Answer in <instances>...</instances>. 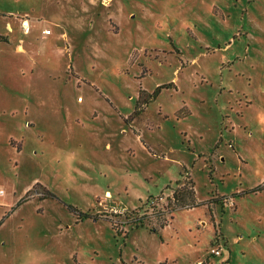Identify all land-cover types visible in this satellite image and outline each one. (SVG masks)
<instances>
[{"label": "rangeland", "instance_id": "obj_1", "mask_svg": "<svg viewBox=\"0 0 264 264\" xmlns=\"http://www.w3.org/2000/svg\"><path fill=\"white\" fill-rule=\"evenodd\" d=\"M261 185L264 0H0V264H264Z\"/></svg>", "mask_w": 264, "mask_h": 264}, {"label": "trees", "instance_id": "obj_2", "mask_svg": "<svg viewBox=\"0 0 264 264\" xmlns=\"http://www.w3.org/2000/svg\"><path fill=\"white\" fill-rule=\"evenodd\" d=\"M176 185L178 186V189L174 191V199H175V207L168 210V209H163L159 210L158 212H155V215L157 216V222L155 226H151V221H147L145 216L139 217L137 215L138 211H133L132 213L135 215V217H131L128 219V225L133 226L136 229H144L147 226L150 228V232L153 234H158L159 229L163 230L165 227L168 225V220H167V214L172 219V211L175 208L179 207H186L187 209H193L196 207H201L203 205H211L214 202H217V200L213 199L211 201H208L207 203H197L195 200L196 198V193H195V184L192 181H187L185 180L184 182L178 181L176 182ZM264 191V185H261L253 190L243 192L240 194V196L244 195H250L252 193H258ZM239 195H233L230 198L227 197H221L222 205H226L228 203L229 199H234ZM168 201H171L169 198H167ZM153 201H158V200H153ZM150 202H148L146 205H149ZM151 205V204H150ZM149 205V206H150ZM151 209H157V207H152ZM167 213V214H166ZM114 229H118V225H113ZM216 229V227H215ZM119 230V229H118ZM217 235V229L215 231V236ZM218 236V235H217Z\"/></svg>", "mask_w": 264, "mask_h": 264}, {"label": "crops", "instance_id": "obj_3", "mask_svg": "<svg viewBox=\"0 0 264 264\" xmlns=\"http://www.w3.org/2000/svg\"><path fill=\"white\" fill-rule=\"evenodd\" d=\"M18 16H20V15H18ZM18 16L16 17V18H18ZM22 16H28V13H25V15H22ZM18 20V22L21 24V20H20V18L19 19H17ZM7 28H8V30H9V32H13V27H12V25L10 24V23H8L7 24ZM21 30H22V27H21ZM23 31V30H22ZM46 31H51L50 29H45V30H43V32H42V35H43V40L45 41L46 40V37H49V36H51L52 34H53V32L51 31V34L50 35H46L45 34V32ZM23 34L24 35H26L24 32H23ZM32 34V28H31V32H30V34L29 35H31ZM29 35H26V36H29ZM21 43H22V45H18V47H17V50L18 51H22V52H25L26 50H25V48H24V40H21ZM195 184V183H194ZM243 192H247V191H241V193H243ZM195 193H196V199H197V203H203V204H205V203H207L208 201H211L210 199H207V200H204V201H201V200H199L198 199V195H197V192H196V184H195ZM240 192H236L235 194H233V195H239V196H237L236 198H241V197H243V196H240V194H241ZM258 193H260V192H258ZM218 194V193H217ZM255 194H257V193H255ZM219 195V194H218ZM233 195H231V196H233ZM221 197H231V196H222V195H220ZM244 196H246V195H244ZM236 198H234V201H235V199ZM236 205V204H235ZM203 206H207L208 207V209L210 210V211H212V206L211 205H203ZM203 206H201V207H203ZM235 209H237V207L235 208ZM216 217V216H215ZM211 223H209V219H203L201 222H202V224H203V226H202V229L201 230H207V228H208V226L209 225H211V224H213V228H214V230L216 231V229H215V220H214V216L213 217H211ZM200 222V223H201ZM203 222H205V225H204V223ZM213 222V223H212ZM213 240V239H212ZM211 240V241H212ZM221 245V244H220ZM219 245V246H220ZM222 246V245H221Z\"/></svg>", "mask_w": 264, "mask_h": 264}, {"label": "built area", "instance_id": "obj_4", "mask_svg": "<svg viewBox=\"0 0 264 264\" xmlns=\"http://www.w3.org/2000/svg\"><path fill=\"white\" fill-rule=\"evenodd\" d=\"M20 20H21V27H22L23 32L26 35H29L30 32H31V21H30V18L28 16H23L22 18H20ZM45 34L46 35H50L51 31H46ZM211 253L216 255V256L220 255V251L219 250H213ZM200 264H202V263H200Z\"/></svg>", "mask_w": 264, "mask_h": 264}]
</instances>
